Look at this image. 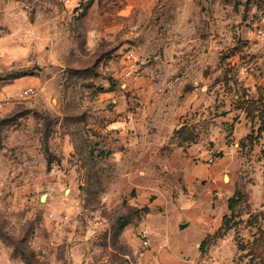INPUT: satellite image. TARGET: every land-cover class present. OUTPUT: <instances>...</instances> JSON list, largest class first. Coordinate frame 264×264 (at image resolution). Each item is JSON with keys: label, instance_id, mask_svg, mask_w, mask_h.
Returning <instances> with one entry per match:
<instances>
[{"label": "rangeland", "instance_id": "rangeland-1", "mask_svg": "<svg viewBox=\"0 0 264 264\" xmlns=\"http://www.w3.org/2000/svg\"><path fill=\"white\" fill-rule=\"evenodd\" d=\"M260 127L264 0H0V264L183 261L214 151L232 194L196 250L264 264Z\"/></svg>", "mask_w": 264, "mask_h": 264}, {"label": "crops", "instance_id": "crops-1", "mask_svg": "<svg viewBox=\"0 0 264 264\" xmlns=\"http://www.w3.org/2000/svg\"><path fill=\"white\" fill-rule=\"evenodd\" d=\"M248 134L246 129H239L236 136L241 140L244 136ZM259 142V143H258ZM258 142L255 143L253 153L258 154L259 150L264 147V132L260 133V138ZM219 158L216 160V162ZM216 162L213 166L208 165V169H202L201 167L196 168L193 171L192 178L188 179V185L190 190V196L181 201V211L177 218V229L179 231L192 227L195 231L194 237L187 244L188 239L180 240V244L185 249V259L183 261H174V264H196V260L199 258H204L206 253L208 254L207 247L205 249V254L199 250L198 245L203 244L206 238L214 233L221 227L223 217L228 213L227 201L232 194V176H230L228 184L223 183L222 172L219 167H217ZM258 165L260 170L261 180L264 179V155L261 156V160L254 162ZM228 172V171H227ZM196 179H201L202 182L197 183ZM260 179V177H259ZM203 181H207L203 183ZM225 188V189H224ZM218 192V197H214V193ZM250 202L253 208L262 209L264 211V182L260 184L256 182V186L249 191ZM184 225V227L182 226ZM183 227V228H182ZM176 229V230H177ZM175 228H171L167 225L165 231L174 232ZM212 252V249L209 251ZM213 260L215 264H218L215 257L207 258Z\"/></svg>", "mask_w": 264, "mask_h": 264}, {"label": "built area", "instance_id": "built-area-1", "mask_svg": "<svg viewBox=\"0 0 264 264\" xmlns=\"http://www.w3.org/2000/svg\"><path fill=\"white\" fill-rule=\"evenodd\" d=\"M67 1H69V0H67ZM132 57H133V54L130 53L129 58H132ZM35 92L36 91H35L34 87H26L22 90L21 96L24 98L30 97V96L34 95ZM218 154H219V151L212 152L207 163L210 165L214 164L216 162V160L218 159ZM215 195H217V193H215ZM139 237H140V242L142 243L143 246L149 245L150 231L148 229H146V228L141 229V231L139 232ZM196 264H213V260L205 259V258H199L196 260Z\"/></svg>", "mask_w": 264, "mask_h": 264}, {"label": "trees", "instance_id": "trees-1", "mask_svg": "<svg viewBox=\"0 0 264 264\" xmlns=\"http://www.w3.org/2000/svg\"><path fill=\"white\" fill-rule=\"evenodd\" d=\"M263 131V127H260V129L258 130V134L261 133ZM247 139H249V136L246 137ZM257 139H259V137H256ZM221 156V153L219 152L218 154V158ZM202 246V244L200 245Z\"/></svg>", "mask_w": 264, "mask_h": 264}, {"label": "water", "instance_id": "water-1", "mask_svg": "<svg viewBox=\"0 0 264 264\" xmlns=\"http://www.w3.org/2000/svg\"><path fill=\"white\" fill-rule=\"evenodd\" d=\"M182 226L184 227V225H182ZM183 227H182V228H183Z\"/></svg>", "mask_w": 264, "mask_h": 264}]
</instances>
